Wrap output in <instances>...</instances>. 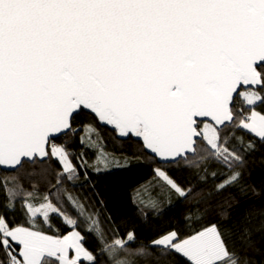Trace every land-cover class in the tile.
<instances>
[{
  "label": "snow or ice",
  "instance_id": "6c2138e0",
  "mask_svg": "<svg viewBox=\"0 0 264 264\" xmlns=\"http://www.w3.org/2000/svg\"><path fill=\"white\" fill-rule=\"evenodd\" d=\"M100 129L145 221L182 207L138 245L106 235ZM257 157L264 0H0V264H264Z\"/></svg>",
  "mask_w": 264,
  "mask_h": 264
},
{
  "label": "trees",
  "instance_id": "16d2710c",
  "mask_svg": "<svg viewBox=\"0 0 264 264\" xmlns=\"http://www.w3.org/2000/svg\"><path fill=\"white\" fill-rule=\"evenodd\" d=\"M99 132L100 136L106 141V151L109 153L114 152V160L120 161V166L113 168L110 172H104L99 176L95 173H91L92 182L97 185V190L101 192L104 199V205H97V207L101 209V219L104 222L106 235L108 239L111 240L113 238V232L126 234L128 231L134 230L138 237V245L142 241L149 240L158 227H163L171 221L174 216H178L182 211V207L172 208L163 217L157 220L155 224L152 223L155 217L152 215L151 209L145 208L144 212L149 213L147 221H145L143 213L137 211L139 197H136L137 204H133V197L135 195L134 189L149 178V170L146 167L126 168L124 165V157L121 155V152L128 151L129 145H122L113 140L109 132L104 129H100ZM82 134L83 129L81 128V133L76 137V144L73 145L77 154L80 153L82 148L79 143L80 135ZM92 142L99 143V138L95 133L92 134L91 140H89L87 136L85 137L86 144H91ZM84 152L85 158L89 161L95 158L94 151L91 147L84 148ZM111 158L112 157H110V159ZM112 165L116 166L117 164L113 163ZM254 165L257 171L252 175L250 181L259 186L261 183H264V166L261 165L259 157L254 161ZM249 167H253V162L250 161ZM4 179H8L10 186L13 184L12 176H6L0 171V181ZM82 181L83 176H81V179L76 181V183L79 184ZM69 190L71 191L72 189ZM83 191H87V189H75L77 193ZM2 199L3 193L0 192V200ZM168 206L167 202L163 204L165 208ZM109 216L112 217L111 220L107 219ZM133 247H136V245H133Z\"/></svg>",
  "mask_w": 264,
  "mask_h": 264
},
{
  "label": "rangeland",
  "instance_id": "374dc122",
  "mask_svg": "<svg viewBox=\"0 0 264 264\" xmlns=\"http://www.w3.org/2000/svg\"><path fill=\"white\" fill-rule=\"evenodd\" d=\"M119 166H120V165H116V166H113V165H112V169H113V168H117V167H119Z\"/></svg>",
  "mask_w": 264,
  "mask_h": 264
}]
</instances>
